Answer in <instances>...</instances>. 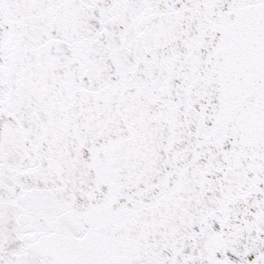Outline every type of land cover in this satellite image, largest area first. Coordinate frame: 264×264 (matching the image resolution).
Listing matches in <instances>:
<instances>
[{"label": "snow or ice", "instance_id": "obj_1", "mask_svg": "<svg viewBox=\"0 0 264 264\" xmlns=\"http://www.w3.org/2000/svg\"><path fill=\"white\" fill-rule=\"evenodd\" d=\"M0 264H264V0H0Z\"/></svg>", "mask_w": 264, "mask_h": 264}]
</instances>
